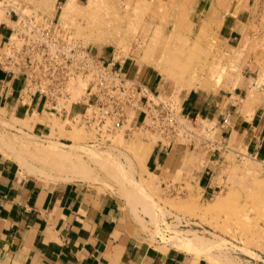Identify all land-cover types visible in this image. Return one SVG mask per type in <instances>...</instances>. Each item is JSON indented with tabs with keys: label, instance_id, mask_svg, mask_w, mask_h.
<instances>
[{
	"label": "rangeland",
	"instance_id": "374dc122",
	"mask_svg": "<svg viewBox=\"0 0 264 264\" xmlns=\"http://www.w3.org/2000/svg\"><path fill=\"white\" fill-rule=\"evenodd\" d=\"M132 1L100 0L96 10L87 8L85 0L64 19L57 12V24L92 52L110 51L120 73L142 88L146 80L161 82L164 88L153 95L172 102L181 126L164 135L152 119L155 112L144 121L140 114L135 122L133 108L119 129L96 132L77 124L83 112L79 105L66 116L35 110L13 115L0 108L4 120L15 126H0V143L14 134L88 154L96 183L74 182L114 197L132 231L155 249L174 248L207 263L217 262L216 254L239 264H264V155L252 150L257 142L240 133L220 137L211 120L178 112L181 95L190 89L222 95L228 119L242 123L264 108V0ZM12 2L21 13H46L28 6L30 0ZM227 21L234 29L229 37L220 30ZM84 87L79 77L68 80V103ZM152 149L166 156L155 170L149 161ZM0 154L19 176L31 177L12 156ZM204 166L211 171L208 193L197 184ZM168 229L180 234L173 244L161 238L169 236ZM200 245L214 256L196 255Z\"/></svg>",
	"mask_w": 264,
	"mask_h": 264
},
{
	"label": "crops",
	"instance_id": "0c3cea01",
	"mask_svg": "<svg viewBox=\"0 0 264 264\" xmlns=\"http://www.w3.org/2000/svg\"><path fill=\"white\" fill-rule=\"evenodd\" d=\"M30 1L28 6L35 4L46 9L45 15L50 17L52 13L51 17L56 18L66 0ZM84 1L75 0L77 4ZM0 3L1 53L20 9L12 0ZM220 30L229 37L234 29L227 21ZM97 55L120 69L110 51L101 50ZM22 85L21 75L0 65V108L13 115L38 112L33 101L19 100ZM145 88L153 94L164 85L153 78L145 81ZM223 103L222 95L190 89L181 95L178 106L186 118L211 120L220 137L240 133L250 141L254 139L257 146L252 150L264 155V108L254 112L250 123L229 118L223 124ZM140 114L138 110L135 122ZM165 160L164 153L157 149L149 158L154 170ZM197 184L203 193L211 191L207 166L200 171ZM132 228L114 197L97 194L81 183H43L19 176L14 165L0 154V264H208L203 258L194 259L192 254L174 248L155 249Z\"/></svg>",
	"mask_w": 264,
	"mask_h": 264
},
{
	"label": "built area",
	"instance_id": "2783aa9c",
	"mask_svg": "<svg viewBox=\"0 0 264 264\" xmlns=\"http://www.w3.org/2000/svg\"><path fill=\"white\" fill-rule=\"evenodd\" d=\"M57 22L58 15L52 18L39 12H19L4 41L0 65L22 76L20 101H33L38 112L58 116H66L79 105L83 112L77 124L96 132L119 129L133 108L140 110L141 121L155 112L152 119L158 128L163 127L158 131L164 135L181 126L170 100L157 99L120 73L112 62L80 45ZM76 77L85 80V87L76 101L68 103L67 81ZM221 122L228 123L226 114Z\"/></svg>",
	"mask_w": 264,
	"mask_h": 264
},
{
	"label": "bare ground",
	"instance_id": "6f19581e",
	"mask_svg": "<svg viewBox=\"0 0 264 264\" xmlns=\"http://www.w3.org/2000/svg\"><path fill=\"white\" fill-rule=\"evenodd\" d=\"M99 1L100 0H86V7L89 9H96ZM131 2L133 1L131 0ZM120 4L122 3L120 2ZM78 5L79 4H77L75 0H66L61 5L60 18L64 19L66 15L74 11L78 7ZM119 6H118V9H119ZM124 11H126V9H124L123 12ZM0 126L6 129L7 128L14 129L15 127L14 123L4 120L3 114L1 113V111H0ZM15 130L17 131L19 129H15ZM15 136L13 134L7 140H2V142L0 143V152L6 155V157L12 156L14 158L13 160H17L19 163H21L22 164L21 167H23V169L21 167L19 168H21L23 172L30 175L31 177H34L35 179L39 181H43V182L50 181V182L55 183L56 181L58 182L59 181H63V182L78 181L84 184L86 183L88 185H94L96 183V178L92 175L91 170H90L91 158L85 152H82V151L80 152L70 145L57 143V142L52 143V144H46V145L40 144L41 142L34 143V141L32 142L27 137H25L24 134H23L24 137H20L18 135V138H17V136L16 137ZM212 205H215V204L212 203ZM168 233H169V236L161 237L163 242L165 243L173 244L176 240L180 238V234L175 235L173 231H170L169 229H168ZM205 248H206L205 245H200L197 249H195L196 255L197 253H199V255L203 254L204 256H208L211 253L209 256L211 255L214 256L213 255L214 253L212 254L210 250H207V248L206 249ZM204 252H207L208 255H206V253L204 254ZM215 257H217L218 261L215 263L211 262L213 264H216V263L218 264H239L233 259L231 260L227 257H219L216 254H215ZM211 263H208V264H211Z\"/></svg>",
	"mask_w": 264,
	"mask_h": 264
}]
</instances>
